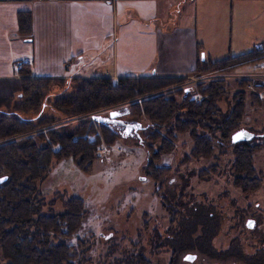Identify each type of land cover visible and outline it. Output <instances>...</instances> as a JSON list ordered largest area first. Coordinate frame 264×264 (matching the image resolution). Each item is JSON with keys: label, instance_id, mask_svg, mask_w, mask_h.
I'll list each match as a JSON object with an SVG mask.
<instances>
[{"label": "rangeland", "instance_id": "374dc122", "mask_svg": "<svg viewBox=\"0 0 264 264\" xmlns=\"http://www.w3.org/2000/svg\"><path fill=\"white\" fill-rule=\"evenodd\" d=\"M171 1L159 0L157 4L159 13H164L163 19L160 15L159 30L169 29L166 34L172 32V14L186 17L183 12L190 2L173 0L174 7L167 11ZM255 2L256 9L261 11L253 27L259 24L252 32L256 36L259 33L255 42L261 45L264 0ZM181 17L177 21L182 22ZM227 42L223 53L214 44L204 45L203 50L199 49L198 59L203 55V60L211 61L219 59V54L242 52L234 38L231 44ZM196 69L195 65L184 75L173 77L172 83L158 93L173 97L179 104L183 100L179 90L196 101L206 96L201 95L202 88L212 94L211 118L202 120L194 129L195 137L212 139L210 156L191 154L195 143L186 130L166 133L175 127L176 114L174 119L165 116L164 122L161 118L149 121L145 115L128 114L129 104L134 101L140 104L142 99L158 94L155 92L92 114L67 116L53 111L51 106L59 92L76 87L78 79H72L66 85L51 87L42 101L44 106L26 113L52 120L45 128L32 132L39 145L37 131L71 133L81 122H91L92 115L109 118L111 111L120 114L114 119L137 125L136 131L133 128L127 131L123 124L105 123L119 137L113 143H105L98 136L100 143L89 166H85L87 163L84 168L78 166V159H51L46 175L28 182L32 198L38 203V215L64 213L71 198H79L83 203L82 217L74 231L66 237L57 234L49 238L53 245L69 246L64 264H264V147L252 153L257 186L244 192L234 183L239 173L229 141L230 134L245 130L253 138L242 141H247L250 147L264 145V59L234 66L220 74ZM179 112L185 114L186 106ZM238 115L241 116L238 126L227 137H221L219 126L227 117ZM143 126H149L144 133ZM95 132L98 133L97 128ZM163 138L168 140L169 147L161 148L160 157L152 163L165 170L153 176L147 167L148 159L151 160L152 152L165 146ZM249 219L253 223L246 227ZM29 229L31 232L32 228ZM186 254L194 255V259L185 260ZM6 262L0 250V264Z\"/></svg>", "mask_w": 264, "mask_h": 264}, {"label": "trees", "instance_id": "16d2710c", "mask_svg": "<svg viewBox=\"0 0 264 264\" xmlns=\"http://www.w3.org/2000/svg\"><path fill=\"white\" fill-rule=\"evenodd\" d=\"M17 22L19 33L28 35L29 13H18ZM260 59H264V46L213 61H198L196 70L201 68L207 72L214 71L220 74L234 66ZM16 75L17 77L12 79H0V179H2L0 181V250L2 258L7 261L6 264H64L69 255V246L65 243L53 245L49 238L50 235L57 234L66 237L74 231L82 217L83 203L79 198H71L66 204L67 210L64 213L38 215V203L32 198V188L29 183L46 175L51 159H78V166L83 167L86 163L85 166H89L94 158L93 153L100 143L97 137L101 136L105 143H113L119 136L110 126L91 119V122H81L71 133H59L51 129H46L44 132L37 131L35 137L41 143L39 145L34 141L32 132L45 128L52 120L50 117L40 116L37 113L33 116L26 113L37 111L44 106L42 101L51 87L66 85L68 82L63 79L31 77L25 64H21L16 70ZM172 79L119 78L113 81L105 77L80 78L75 81L76 87L71 91H61L54 96L51 107L53 111L67 116L92 114L99 109L111 108L154 92L158 93L169 86ZM245 82L252 83L251 80H245ZM200 91L201 95L206 94V96L196 101L194 97L184 95L183 90H179L178 94H183L181 104L163 93L150 95L142 99L140 104L135 101L129 104L128 114L145 115L151 119L149 121L161 118L162 122L165 116L174 119L176 114L175 127L167 129L166 133L171 134L173 129L186 130L195 143L191 148V154L210 156L213 149L212 139L203 136L195 137L194 133L198 123L209 120L214 110L212 94H207L204 88ZM183 106H186L188 113L179 112ZM240 118V115L227 117L223 125L219 126L221 137H227L238 126ZM148 127L143 126V133ZM95 128L98 133L95 132ZM230 137L231 134L229 136L231 142ZM163 141H166L165 146L152 152L151 160L148 159L147 167L153 176L165 170L152 163L160 157L161 148L169 147L168 140L163 138ZM231 146L235 156L234 166L239 173L234 179L235 185L244 192L255 189L257 171L253 166L252 153L264 145L254 144L250 147L247 141H238L231 143ZM33 215L37 217L33 218ZM29 228H32L31 232Z\"/></svg>", "mask_w": 264, "mask_h": 264}, {"label": "crops", "instance_id": "0c3cea01", "mask_svg": "<svg viewBox=\"0 0 264 264\" xmlns=\"http://www.w3.org/2000/svg\"><path fill=\"white\" fill-rule=\"evenodd\" d=\"M158 1L0 0V79L17 77L21 64L31 77L64 81L173 78L203 61L198 53L204 45L214 44L220 53L233 38L240 53L264 46L256 45L259 33L252 32L259 24L253 27L261 11L257 0H189L186 17L178 14L182 22L170 17V34L159 30ZM173 7L172 0L166 10ZM20 12L30 15L28 35L19 33Z\"/></svg>", "mask_w": 264, "mask_h": 264}, {"label": "water", "instance_id": "95a60500", "mask_svg": "<svg viewBox=\"0 0 264 264\" xmlns=\"http://www.w3.org/2000/svg\"><path fill=\"white\" fill-rule=\"evenodd\" d=\"M203 59V55H201V60ZM120 114L118 112H115V111H111L108 113V117L109 118H106V117H100V116H97V115H93L91 117L92 120L94 121H97V122H101V123H117V124H123L125 125L127 131L129 129H134L136 131L137 129V125L136 124H124L123 121H121L120 119H114L116 118L117 116H119ZM263 136H264V133H263ZM252 137L251 133L248 132V131H245V130H238V131H235L231 134V142L232 143H236L238 141H242V140H249L250 138ZM2 179H0L1 181ZM253 221L251 219L247 220L246 221V227H250L252 225ZM185 260L187 261H192L194 259V255H191V254H186L184 257H183Z\"/></svg>", "mask_w": 264, "mask_h": 264}, {"label": "flooded vegetation", "instance_id": "af4514ba", "mask_svg": "<svg viewBox=\"0 0 264 264\" xmlns=\"http://www.w3.org/2000/svg\"><path fill=\"white\" fill-rule=\"evenodd\" d=\"M251 138H253V135H252V137H251ZM251 138H250V139H251ZM250 139H249V140H250Z\"/></svg>", "mask_w": 264, "mask_h": 264}, {"label": "built area", "instance_id": "2783aa9c", "mask_svg": "<svg viewBox=\"0 0 264 264\" xmlns=\"http://www.w3.org/2000/svg\"><path fill=\"white\" fill-rule=\"evenodd\" d=\"M19 67V65H17Z\"/></svg>", "mask_w": 264, "mask_h": 264}]
</instances>
